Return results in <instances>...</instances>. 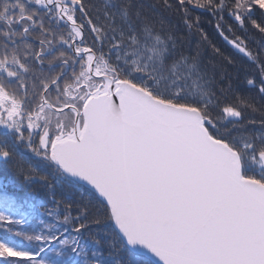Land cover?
Listing matches in <instances>:
<instances>
[{
	"label": "snow or ice",
	"instance_id": "1",
	"mask_svg": "<svg viewBox=\"0 0 264 264\" xmlns=\"http://www.w3.org/2000/svg\"><path fill=\"white\" fill-rule=\"evenodd\" d=\"M192 9L264 99V0H0V162L45 190L0 191V264H264V104Z\"/></svg>",
	"mask_w": 264,
	"mask_h": 264
},
{
	"label": "trees",
	"instance_id": "2",
	"mask_svg": "<svg viewBox=\"0 0 264 264\" xmlns=\"http://www.w3.org/2000/svg\"><path fill=\"white\" fill-rule=\"evenodd\" d=\"M147 3H152L154 0H146ZM167 22H170L176 28V34L184 38V46L187 49L191 46L193 49L200 42V37L193 30L192 33H189L188 29L184 26L182 18L177 16L174 12L168 13L164 12L162 14ZM190 15L195 19L199 17L201 21V27L207 33L209 41L212 44H215L221 49V51L228 56H231L235 62V66L226 64L219 56H214L212 54V49L209 44L205 43L201 45L202 60L203 63L207 66L209 73L215 72V76L219 81L220 77L224 76V84H227L229 79H231L233 90L228 93V101L231 102L235 100L238 95L248 96L253 98L257 104H264V99H261L256 92V89L248 86L246 84V79L251 75V65L247 63L246 59L237 53L230 45H228L218 34L215 28L216 21L212 16L202 9H192ZM227 19V18H226ZM258 38V37H254ZM250 47H255V44H250ZM247 67L248 72H244L240 69ZM252 118V114L248 113L246 119ZM28 156L31 158L34 164L39 166L38 158L32 156L31 153H28ZM0 184L6 185V187H0V191L7 192L10 195H14L17 198H28L34 202L45 201L44 189L40 187L39 184L28 185L23 181L22 177H17L13 172L0 162ZM58 191V195H59ZM76 198V195H73V199ZM48 207H51V204H47ZM42 211V209H37V212ZM35 221H33L34 223ZM92 231L96 232L98 237L102 241H106L110 238L109 229L106 225L94 226ZM107 252V247L103 249Z\"/></svg>",
	"mask_w": 264,
	"mask_h": 264
}]
</instances>
